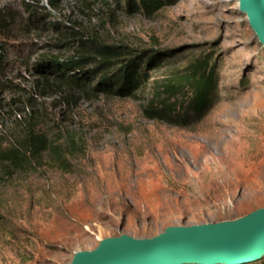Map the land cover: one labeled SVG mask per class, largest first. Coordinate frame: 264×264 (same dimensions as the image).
<instances>
[{
    "label": "rangeland",
    "instance_id": "374dc122",
    "mask_svg": "<svg viewBox=\"0 0 264 264\" xmlns=\"http://www.w3.org/2000/svg\"><path fill=\"white\" fill-rule=\"evenodd\" d=\"M25 1L32 10L6 0L0 155L29 127L48 148L22 168L0 158V264H69L105 238L264 208V47L239 0H169L151 13L128 0ZM96 43L165 57L130 97L62 86L51 59ZM204 53L219 67L216 104L191 126L152 119L157 81Z\"/></svg>",
    "mask_w": 264,
    "mask_h": 264
},
{
    "label": "trees",
    "instance_id": "16d2710c",
    "mask_svg": "<svg viewBox=\"0 0 264 264\" xmlns=\"http://www.w3.org/2000/svg\"><path fill=\"white\" fill-rule=\"evenodd\" d=\"M138 1L139 3L128 0V3L134 10L143 8L151 13L163 8L169 0ZM22 4L26 10H32L30 2L22 0ZM35 13L37 12L33 11ZM11 18L12 13L6 0H0V69L5 66L6 52H9L3 36H6L5 22ZM118 49L126 47L96 43L89 54L64 61L52 58L49 71L56 74L62 86L73 90L85 91L91 88L108 95L130 97L150 81L149 70L159 66L165 56L155 50L141 51L133 55ZM90 64H96V67L88 69ZM88 77L96 78L98 84L91 85ZM219 86L218 64L213 61L212 54L204 53L163 81H157L155 87L160 106L155 109L157 113L150 117L182 127L196 124L216 104ZM154 107L151 103L145 112L154 111ZM47 148V137L38 133L34 127H29L12 147L1 152L0 158L22 168L24 165H34Z\"/></svg>",
    "mask_w": 264,
    "mask_h": 264
},
{
    "label": "water",
    "instance_id": "95a60500",
    "mask_svg": "<svg viewBox=\"0 0 264 264\" xmlns=\"http://www.w3.org/2000/svg\"><path fill=\"white\" fill-rule=\"evenodd\" d=\"M264 47V0H239ZM264 257V208L217 223L169 226L153 238H105L69 264H248Z\"/></svg>",
    "mask_w": 264,
    "mask_h": 264
},
{
    "label": "bare ground",
    "instance_id": "6f19581e",
    "mask_svg": "<svg viewBox=\"0 0 264 264\" xmlns=\"http://www.w3.org/2000/svg\"><path fill=\"white\" fill-rule=\"evenodd\" d=\"M255 33V32H254ZM255 36H257V34L255 33Z\"/></svg>",
    "mask_w": 264,
    "mask_h": 264
}]
</instances>
